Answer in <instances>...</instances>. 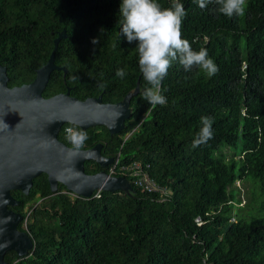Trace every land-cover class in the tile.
Here are the masks:
<instances>
[{
    "label": "trees",
    "instance_id": "16d2710c",
    "mask_svg": "<svg viewBox=\"0 0 264 264\" xmlns=\"http://www.w3.org/2000/svg\"><path fill=\"white\" fill-rule=\"evenodd\" d=\"M121 2L0 0V65L9 87L30 83L65 30L53 61L62 70L50 73L43 97L70 89L82 101L101 96L117 104L138 84L124 130L110 135L104 126L88 128L83 150L100 144L101 155L121 166L146 165L171 194L162 200L125 177L130 193L84 200L62 185L52 194L41 175L27 197L11 194L18 203L11 209L23 217L18 231L31 238L33 250L25 258L8 253L7 264H264V216L234 215L241 204L237 182L252 180L264 194V0H247L245 15L233 18L215 12L214 3L201 9L195 0H179L187 12L183 38L196 51L207 49L219 71L209 77L174 63L162 82L167 103L154 108L142 97L148 85L138 42L121 32ZM158 2L170 7L172 0ZM118 69L127 72L123 80ZM202 116L214 118V135L193 147ZM69 127L82 129L62 127L59 140L71 148ZM108 169L84 165L86 175ZM260 204L264 211V198Z\"/></svg>",
    "mask_w": 264,
    "mask_h": 264
},
{
    "label": "water",
    "instance_id": "95a60500",
    "mask_svg": "<svg viewBox=\"0 0 264 264\" xmlns=\"http://www.w3.org/2000/svg\"><path fill=\"white\" fill-rule=\"evenodd\" d=\"M66 37L65 30L57 33L45 65L35 71L28 84L9 87L6 68L0 65V264H6L4 258L8 253L25 258L33 250L31 238L18 231L23 217L10 209L18 206L11 194L18 191L27 197L33 181L41 175L47 177L52 194L60 185L70 195L84 200L97 192L130 193V183L124 178L110 177L104 171L85 174L87 162L100 169L113 164V159L101 155L102 145L68 158L69 147L59 140V134L65 124L83 131L104 126L110 135L120 133L130 117V103L139 94V86L117 104L103 103L101 96L82 101L71 96L70 89L43 97L50 73L62 70L53 61L57 45ZM63 71L66 77L67 70ZM119 112L123 115L118 117Z\"/></svg>",
    "mask_w": 264,
    "mask_h": 264
},
{
    "label": "clouds",
    "instance_id": "9594fccd",
    "mask_svg": "<svg viewBox=\"0 0 264 264\" xmlns=\"http://www.w3.org/2000/svg\"><path fill=\"white\" fill-rule=\"evenodd\" d=\"M198 7L206 9L214 3L215 12L228 18L243 17L246 13L247 0H195ZM119 14L122 16L121 32L129 43L138 42V63L143 79L148 85L142 90V97L154 108L167 103L162 94V82L169 69L178 62L186 72L197 70L211 77L219 69L210 58L207 49H193L191 42L183 38L182 26L187 16L184 5L179 0H172L170 7H164L158 0H122ZM97 43V41H93ZM117 77L123 80L127 76L125 69H118ZM101 87L104 85L101 84ZM123 115L122 112L117 116ZM200 130L193 140V147L207 143L214 135V118L202 116ZM71 148L67 157L83 153L88 135L83 130L69 127L65 129ZM54 140V139H52Z\"/></svg>",
    "mask_w": 264,
    "mask_h": 264
},
{
    "label": "built area",
    "instance_id": "2783aa9c",
    "mask_svg": "<svg viewBox=\"0 0 264 264\" xmlns=\"http://www.w3.org/2000/svg\"><path fill=\"white\" fill-rule=\"evenodd\" d=\"M135 130L136 128H134L129 134H127L125 140L129 139L130 135ZM147 170H148V166L142 165L137 162L131 163L129 165L121 166L119 159H116L113 160V164L109 166L107 174L110 177H116V175H119L120 177H116V178H125V177L131 178L134 185L141 192L158 195L162 200L167 199L171 194L170 191L166 187L159 185L151 176H149ZM98 193L99 192H97L95 198H99ZM70 196L75 197L73 195ZM195 222H197L198 225L202 224V220L200 217H197L195 219Z\"/></svg>",
    "mask_w": 264,
    "mask_h": 264
},
{
    "label": "rangeland",
    "instance_id": "374dc122",
    "mask_svg": "<svg viewBox=\"0 0 264 264\" xmlns=\"http://www.w3.org/2000/svg\"><path fill=\"white\" fill-rule=\"evenodd\" d=\"M224 159L227 160L229 153L223 150ZM235 186L239 190V199L241 201L240 208L234 210V215L239 218L242 217L245 220H249L252 216H264V211L261 208V201L264 198V194L261 193L259 186L252 182V180H244L237 182Z\"/></svg>",
    "mask_w": 264,
    "mask_h": 264
},
{
    "label": "flooded vegetation",
    "instance_id": "af4514ba",
    "mask_svg": "<svg viewBox=\"0 0 264 264\" xmlns=\"http://www.w3.org/2000/svg\"><path fill=\"white\" fill-rule=\"evenodd\" d=\"M11 209V208H10ZM12 210V209H11ZM13 211V210H12ZM14 212V211H13ZM16 213V212H15ZM5 258H6V256H5ZM4 258V262L7 264V262H6V259Z\"/></svg>",
    "mask_w": 264,
    "mask_h": 264
}]
</instances>
